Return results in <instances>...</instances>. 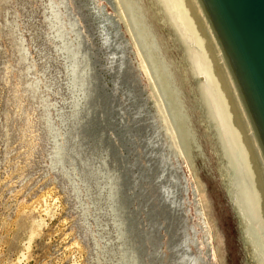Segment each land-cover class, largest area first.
I'll list each match as a JSON object with an SVG mask.
<instances>
[{"label": "rangeland", "instance_id": "374dc122", "mask_svg": "<svg viewBox=\"0 0 264 264\" xmlns=\"http://www.w3.org/2000/svg\"><path fill=\"white\" fill-rule=\"evenodd\" d=\"M115 3L0 0V264H240L218 176L199 167L213 258L191 170Z\"/></svg>", "mask_w": 264, "mask_h": 264}, {"label": "bare ground", "instance_id": "6f19581e", "mask_svg": "<svg viewBox=\"0 0 264 264\" xmlns=\"http://www.w3.org/2000/svg\"><path fill=\"white\" fill-rule=\"evenodd\" d=\"M115 2L191 170L189 178L208 223L213 258L220 257L219 245L199 167L213 172L215 179L218 176L242 254L240 264H264L263 149L200 2ZM191 117L201 122V129ZM205 156L214 158L216 173Z\"/></svg>", "mask_w": 264, "mask_h": 264}, {"label": "water", "instance_id": "95a60500", "mask_svg": "<svg viewBox=\"0 0 264 264\" xmlns=\"http://www.w3.org/2000/svg\"><path fill=\"white\" fill-rule=\"evenodd\" d=\"M264 154V0H198Z\"/></svg>", "mask_w": 264, "mask_h": 264}]
</instances>
